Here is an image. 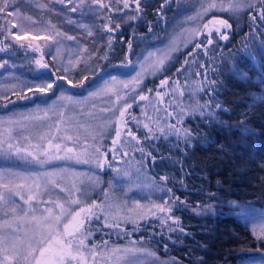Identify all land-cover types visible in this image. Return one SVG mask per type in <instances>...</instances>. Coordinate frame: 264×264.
Instances as JSON below:
<instances>
[{
    "label": "rangeland",
    "instance_id": "374dc122",
    "mask_svg": "<svg viewBox=\"0 0 264 264\" xmlns=\"http://www.w3.org/2000/svg\"><path fill=\"white\" fill-rule=\"evenodd\" d=\"M253 2L244 0L240 10L232 11L229 6L233 0H176L178 11L163 40L139 43L132 60L117 66L112 73L101 75L83 93L60 89L56 96L42 103L12 106L11 92L46 86L52 80L47 76L23 80L10 58L0 57V100L7 108L0 112V240L8 249L0 252V261L5 255L22 256L29 243L33 247H49V241L51 252L47 255L52 257L71 240L73 253H80L71 264H186L173 254L159 252L157 242L150 244L147 239L132 238L135 224L126 229L127 223L115 226L117 222L105 220L116 217L134 221L154 213L157 205L165 206L164 187L136 165L134 159L141 154L144 138L133 129L138 128L143 135L147 131L154 138L155 132L160 135L165 131H181L180 118L200 105L197 92L201 81L191 80L190 72H184L181 78L164 77L166 68L185 48L199 46V38L209 40V33L220 27L213 21L225 20V14L236 17ZM102 4L103 7L92 0H8L6 11L0 13V23L7 45L21 44L31 57L37 50L64 81L77 85L87 74L99 69L112 39H121L122 28L140 18L132 0L127 9L122 0H102ZM73 8L77 10L74 12ZM132 16L136 19H130ZM16 36L21 40H16ZM47 36L52 39H44ZM28 44L33 47H27ZM42 56L39 55L41 62ZM36 69L40 73L45 71L38 66ZM121 111L124 116L120 115ZM112 128L116 129L111 138L108 133H112ZM106 140L114 144L117 157V142H122L120 145L124 147L136 140L122 163H112L109 175L99 170V156L90 155V150L104 147ZM67 148L74 152L66 153ZM81 149L83 153L79 152ZM33 156L43 162L34 161ZM92 158L97 159L95 166ZM105 178H109L112 188L110 193L105 192L106 210L102 212L101 200L78 207L71 203L92 199ZM227 205L258 237L264 229V208L237 200ZM81 208H91V212H81L70 229L79 228V231L73 237L65 236L63 225ZM56 216H61L59 224L55 222ZM80 220L84 221L83 226L79 225ZM112 226L118 235L111 239L103 236L105 227L112 230ZM38 240L43 244L38 245ZM81 240L83 245L79 244ZM261 254H252L236 264H252L253 258L255 264H264ZM35 255L39 256V252ZM6 264L26 262L17 257ZM28 264L35 261L29 257Z\"/></svg>",
    "mask_w": 264,
    "mask_h": 264
},
{
    "label": "trees",
    "instance_id": "16d2710c",
    "mask_svg": "<svg viewBox=\"0 0 264 264\" xmlns=\"http://www.w3.org/2000/svg\"><path fill=\"white\" fill-rule=\"evenodd\" d=\"M140 9L139 20L119 30L121 39H112L99 69L87 74V80L77 85L57 80L61 76L36 49L31 57L21 44L7 45L0 23V57L8 56L23 80L47 76L52 83L55 81L47 93H40L35 87H30L32 91L27 88L11 92L12 106L42 103L56 96L60 89L81 94L101 75L112 73L117 66L132 60L139 43L163 40L178 11L176 0H141ZM224 17L230 28L221 27L220 32L209 33L212 43L199 38V46L185 48L164 72V77L177 78L190 72L191 80L201 81L197 92L200 105L180 118L181 131H165L160 135L155 132L154 138L147 131L143 135L138 128L133 129L144 138L141 154L134 159L136 165L164 187L167 192L164 204L171 208V213L160 216L161 212L156 210L155 215L134 221L116 217L105 220L117 222L115 226L127 223L126 229L135 224L132 238H144L150 244L157 242L159 252L173 254L186 264H236L252 254L264 253V240L258 239L227 205L237 200L264 208V0H254L236 17L226 14ZM223 34L228 39H223ZM39 55L43 57L42 63L48 65L42 73L36 69L35 61L41 60ZM6 109L0 100V112ZM115 129L108 136L112 138ZM134 141L124 147L117 142L118 157L110 140L97 148L99 152L90 150V155H98L99 162L106 159L105 166L98 168L109 175L112 163H122ZM91 161L94 166L97 164V159ZM108 180L105 178L92 199L75 207L101 200L102 212L106 210L104 197L112 191ZM168 215L179 224H174ZM165 220L166 223L162 222ZM113 227L112 230L105 227L103 236L114 238Z\"/></svg>",
    "mask_w": 264,
    "mask_h": 264
},
{
    "label": "snow or ice",
    "instance_id": "6c2138e0",
    "mask_svg": "<svg viewBox=\"0 0 264 264\" xmlns=\"http://www.w3.org/2000/svg\"><path fill=\"white\" fill-rule=\"evenodd\" d=\"M83 2V0H82ZM93 3H97V4H100L101 7H103L104 5L102 4V0H92ZM123 2V7L125 9L129 8L130 7V4H129V0H122ZM132 3L135 4V7H136V11L137 13L140 12V3H141V0H132ZM244 5V0H233V3L230 4V10L232 11H238L240 10V8H242ZM8 7V0H0V13H4L6 11ZM214 7V5H213ZM77 9L76 8H73L72 11H76ZM264 18V17H262ZM130 19H136V16H132L130 17ZM214 25L215 24H218L220 27H216V31L217 32H220V28H230L231 25L228 23L227 20H219V21H213L212 22ZM15 26V25H14ZM208 26L205 25V28H207ZM116 28H119V25H116ZM110 31L114 30V29H111L109 28ZM27 37H25L26 39ZM69 39H72V37H68ZM222 38L223 39H228L227 35L226 34H223L222 35ZM16 40H21V37L20 36H16L15 37ZM33 39H35V37H33ZM44 39H47V40H51L52 37L51 36H47V37H44ZM209 43H212L211 40L208 41ZM110 43V42H109ZM27 47L29 48H32L33 45L32 44H28ZM129 48H131V45L129 44ZM36 65L38 66V68H47L48 65L46 63H42L41 60H36L35 61ZM160 63L162 64L163 61L161 60ZM67 71V69H65V72ZM57 80H60V79H64V77H57L56 78ZM85 80H87V77L84 78ZM54 83H50V84H47L46 86H39L36 88V91L40 92V93H47L50 89L53 88L54 86ZM69 84H71L72 82L71 81H68ZM162 83H165V82H162ZM125 87H127V85H125ZM29 91H32V89L30 88ZM117 99L119 100L120 97H117ZM141 99H144V97H141ZM130 107V106H129ZM120 115L121 116H124V112L121 111L120 112ZM145 127H147V125H145ZM117 137H119L120 135V132L119 130H117V133H116ZM129 135H131V133H129ZM69 140H71L72 138L71 137H68ZM117 141H113V143H116ZM57 149H59V145H56L55 146ZM20 150L17 149V152H19ZM47 150H45L46 152ZM97 152H99L100 150L99 149H96ZM65 152L66 153H73L74 152V149L72 148H67L65 149ZM31 155V154H29ZM59 158V157H57ZM70 158V157H69ZM32 159L34 161H38V162H43V161H39V158L36 157V156H33ZM105 163H106V159L104 162H98V166L100 168H103L105 166ZM0 199H2V197H0ZM31 199V197H30ZM72 204H78L79 201H76V200H73L71 202ZM61 209H62V214H63V205H60ZM157 207V209L161 212V213H165V214H170L171 213V208H166L165 206L163 205H157L155 206ZM49 211V214H51L50 210ZM91 212V208L89 209H84V208H81L80 209V212H76L73 216H72V220L69 221V223L67 224H64L63 225V234L65 236H68V237H73L74 236V233L76 231H79V228H75V229H72V224L74 221L77 220V218L80 216L81 212ZM153 215L155 213H152ZM143 218V217H141ZM168 219H172L173 220V223L174 224H179V221L177 219H174L173 217H171L170 215L167 216ZM35 219V218H34ZM61 221V216H56L55 217V222L56 224H59ZM162 222H167L166 220L165 221H162ZM84 224V221L83 220H80L79 221V225L80 226H83ZM49 227H51V225H49ZM170 230H175V229H170ZM181 231H183V229H180ZM258 239H264V229L261 230L259 236L257 237ZM59 242V241H58ZM3 240H0V252H6L8 249L6 247H3ZM49 243V247H43V246H38V247H33L31 245V243H29L25 253L21 256L19 253H17L16 256H7L5 255L4 258H3V261H0V264H6L7 261H10V260H16L17 257H19L20 259H22L23 261L26 262V264H28L29 262V257L32 258V260L35 261V264H71V261H74L77 259V255H80L79 251H77V253H73L72 251V241L69 240L67 246L65 247H62L58 252L56 253H53L52 257H49L47 254L51 252V247H50V241L48 242ZM37 244L38 245H41L43 244V241L41 240H38L37 241ZM79 244L80 245H83V241H79ZM13 248H15V245H13ZM36 252H39V256H36L35 253ZM81 259H83L82 255L80 257ZM261 258H264V253L261 254ZM252 264H255V258H253V261H252Z\"/></svg>",
    "mask_w": 264,
    "mask_h": 264
},
{
    "label": "flooded vegetation",
    "instance_id": "af4514ba",
    "mask_svg": "<svg viewBox=\"0 0 264 264\" xmlns=\"http://www.w3.org/2000/svg\"><path fill=\"white\" fill-rule=\"evenodd\" d=\"M118 29V28H117Z\"/></svg>",
    "mask_w": 264,
    "mask_h": 264
}]
</instances>
